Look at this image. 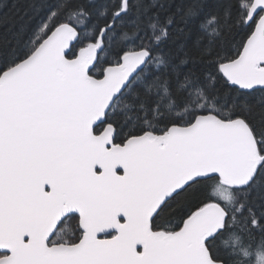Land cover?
<instances>
[{"label":"snow or ice","instance_id":"1","mask_svg":"<svg viewBox=\"0 0 264 264\" xmlns=\"http://www.w3.org/2000/svg\"><path fill=\"white\" fill-rule=\"evenodd\" d=\"M11 11L0 264H264V0Z\"/></svg>","mask_w":264,"mask_h":264},{"label":"trees","instance_id":"2","mask_svg":"<svg viewBox=\"0 0 264 264\" xmlns=\"http://www.w3.org/2000/svg\"><path fill=\"white\" fill-rule=\"evenodd\" d=\"M18 2H19V0H0V4H7L8 5V8H6V9H0V11L9 12L10 15H14V13L11 10H13V9L16 8V5H17ZM208 2H209V4H211L213 2V0H208ZM19 7L21 9H23L24 8V4L22 2L19 3ZM17 19H19V18L17 17ZM11 26L12 25L10 24L9 27H11ZM3 31H5V29L0 28V32H3ZM192 31H193V37H195V35H196L195 25H193ZM232 39L233 38L231 36H226V40L231 41ZM239 39H240L239 37H236L235 38V42L238 43L239 42ZM231 47H232V49L234 51L235 45L232 44ZM200 194L201 193H199V192L194 193V195H200ZM71 236H72V234L70 235V237ZM245 240H246L247 243H251V244L255 245L260 240V236L258 234L254 238H249V237L246 236L245 237ZM221 244H223V241H221Z\"/></svg>","mask_w":264,"mask_h":264},{"label":"flooded vegetation","instance_id":"3","mask_svg":"<svg viewBox=\"0 0 264 264\" xmlns=\"http://www.w3.org/2000/svg\"><path fill=\"white\" fill-rule=\"evenodd\" d=\"M76 221H66L64 225H61L62 228L71 226V229L74 230L76 227ZM59 230V229H58ZM73 234V231H68V235L65 236V238H70V235Z\"/></svg>","mask_w":264,"mask_h":264},{"label":"rangeland","instance_id":"4","mask_svg":"<svg viewBox=\"0 0 264 264\" xmlns=\"http://www.w3.org/2000/svg\"><path fill=\"white\" fill-rule=\"evenodd\" d=\"M64 236L68 235V231H66L65 233H63Z\"/></svg>","mask_w":264,"mask_h":264}]
</instances>
